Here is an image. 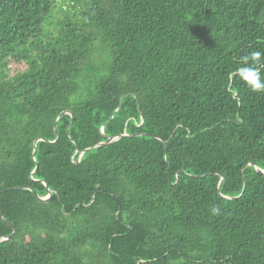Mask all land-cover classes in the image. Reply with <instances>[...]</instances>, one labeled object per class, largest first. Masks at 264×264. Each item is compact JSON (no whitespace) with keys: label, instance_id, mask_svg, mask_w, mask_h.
<instances>
[{"label":"trees","instance_id":"16d2710c","mask_svg":"<svg viewBox=\"0 0 264 264\" xmlns=\"http://www.w3.org/2000/svg\"><path fill=\"white\" fill-rule=\"evenodd\" d=\"M68 5L0 0V264H264V0Z\"/></svg>","mask_w":264,"mask_h":264},{"label":"clouds","instance_id":"9594fccd","mask_svg":"<svg viewBox=\"0 0 264 264\" xmlns=\"http://www.w3.org/2000/svg\"><path fill=\"white\" fill-rule=\"evenodd\" d=\"M241 61L245 65L243 69L237 70L241 79L252 92H264V80L261 79V73L257 67V65H260L264 61V52L260 50L251 51L247 55L242 56ZM231 94L233 96L236 95L235 91L231 92ZM211 211L213 215H219L220 213L219 207H213Z\"/></svg>","mask_w":264,"mask_h":264},{"label":"water","instance_id":"95a60500","mask_svg":"<svg viewBox=\"0 0 264 264\" xmlns=\"http://www.w3.org/2000/svg\"><path fill=\"white\" fill-rule=\"evenodd\" d=\"M118 109H119V108H118ZM118 109H117V110H118ZM65 113H69V112H68V111H63V112L60 114V116L58 117L57 122H58V120L61 118V116H62L63 114H65ZM55 127H57V123H56ZM112 140H113V138L110 137L109 140H108L107 142H110V141H112ZM102 143H103V142H101L100 144H102ZM259 170H260V169H259ZM260 171L264 172V170H262V169H261ZM27 188H30L40 200H44V201H45V200H48V199L50 198V196L52 195V190H50L49 193H48V195H46V196H39L34 188H32V187H30V186H27ZM5 190H7V189H4V190L0 191V193L3 192V191H5ZM0 216H1L3 219L6 220V217H5L1 212H0ZM8 222H9V221H8ZM9 223H10V225L13 227V232H12L10 235H8L6 238H9V237L13 236V235L18 231L17 228H16V226H15L14 224H12L11 222H9Z\"/></svg>","mask_w":264,"mask_h":264},{"label":"rangeland","instance_id":"374dc122","mask_svg":"<svg viewBox=\"0 0 264 264\" xmlns=\"http://www.w3.org/2000/svg\"><path fill=\"white\" fill-rule=\"evenodd\" d=\"M71 0H59V2L63 5V9L66 10L69 8V5L68 3L70 2ZM63 13V12H62Z\"/></svg>","mask_w":264,"mask_h":264}]
</instances>
